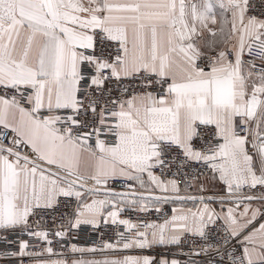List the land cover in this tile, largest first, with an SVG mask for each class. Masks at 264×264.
<instances>
[{
	"label": "snow or ice",
	"instance_id": "obj_1",
	"mask_svg": "<svg viewBox=\"0 0 264 264\" xmlns=\"http://www.w3.org/2000/svg\"><path fill=\"white\" fill-rule=\"evenodd\" d=\"M102 225L70 251L264 264V0H0V255Z\"/></svg>",
	"mask_w": 264,
	"mask_h": 264
},
{
	"label": "built area",
	"instance_id": "obj_2",
	"mask_svg": "<svg viewBox=\"0 0 264 264\" xmlns=\"http://www.w3.org/2000/svg\"><path fill=\"white\" fill-rule=\"evenodd\" d=\"M161 215H171V208L169 205H164L162 206V213H156L154 210L149 211L147 214H140L135 211H127L125 213V218H131L133 221L137 219L138 216H142L145 219L149 220H156L158 219ZM117 229H115L112 226H101L99 229L93 231L90 227L84 226L79 234L76 236L74 239H68L65 238L63 243L66 245L65 247H60L58 243L54 242V251L57 253V255L49 256V254L41 252V249L44 247V244L40 241L36 240H30V252H40V255L38 256H25L23 257V264H29L32 262L34 259H37L39 257H58V256H72L74 253L70 251L69 245L72 243H80L84 244L86 246L90 247H97L101 248V239L109 241V242H114L115 241V232ZM101 233H103V237H101ZM11 238V234L9 236ZM27 239V237H25ZM2 247V245H0ZM190 251V245L188 243H185L181 246L178 247L176 253L182 257V263L185 264L187 261L188 253ZM20 259L19 257L17 258H7L3 255H0V264H20ZM199 260V264H216V262L219 261L220 257L216 256L215 253H210L207 256H203L202 258H197Z\"/></svg>",
	"mask_w": 264,
	"mask_h": 264
},
{
	"label": "crops",
	"instance_id": "obj_3",
	"mask_svg": "<svg viewBox=\"0 0 264 264\" xmlns=\"http://www.w3.org/2000/svg\"><path fill=\"white\" fill-rule=\"evenodd\" d=\"M170 208L178 207V204H168ZM191 206V205H189ZM78 247L89 249L92 248L90 246H86L84 244L76 243ZM179 246H168V247H159V248H153V249H145V250H138V249H132V250H104L103 254L100 251L97 252H88L85 251L84 253H74L72 256H58V257H39L37 259H34L29 264H36L37 261H47L51 259H65L71 264L72 260H102L105 258H118L122 257L123 255H154L159 258L160 254H163L167 256L169 259L175 258L179 260L182 263V257H180L176 251Z\"/></svg>",
	"mask_w": 264,
	"mask_h": 264
}]
</instances>
